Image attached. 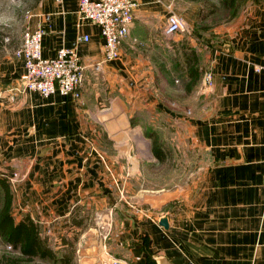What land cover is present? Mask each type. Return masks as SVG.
Instances as JSON below:
<instances>
[{
	"label": "crops",
	"instance_id": "crops-1",
	"mask_svg": "<svg viewBox=\"0 0 264 264\" xmlns=\"http://www.w3.org/2000/svg\"><path fill=\"white\" fill-rule=\"evenodd\" d=\"M137 1L118 56L101 62L98 27L77 21L78 0H28L30 29L48 16L40 55L73 47L85 68L76 100L27 91L9 103L22 60L0 57V174L12 216L36 221L53 248L74 235L79 264H264V70H253L264 63V0H240L198 35V2ZM166 5L184 23L173 36L202 41L189 43L197 84L162 102L151 87H166L161 70L175 52ZM203 71L211 84L200 91ZM150 125L174 155L169 168H189L182 177L161 171Z\"/></svg>",
	"mask_w": 264,
	"mask_h": 264
},
{
	"label": "built area",
	"instance_id": "built-area-1",
	"mask_svg": "<svg viewBox=\"0 0 264 264\" xmlns=\"http://www.w3.org/2000/svg\"><path fill=\"white\" fill-rule=\"evenodd\" d=\"M137 0H78L75 15L77 21L90 22L98 27L102 38V61L113 60L118 56L119 46L127 35L132 21L133 11L137 8ZM164 27V35L171 37L182 32L184 23L169 5ZM27 17L30 12H24ZM48 16H43V23L30 29L25 23L21 30L18 46L13 55L22 60L23 73L16 86L7 89L6 101L12 102L16 94L22 92H36L41 96H48L58 92L72 100L79 97V89L83 80L85 65L73 47H59L54 56L43 58L40 55V40L46 29ZM6 41V38L3 39ZM87 41V36H77L76 40ZM101 62L93 64L98 69ZM258 72L264 70V63L253 66ZM199 90H205L211 84V73L203 71L200 77ZM102 159V157L100 156ZM9 248V246H7ZM108 264H123L121 260L112 258Z\"/></svg>",
	"mask_w": 264,
	"mask_h": 264
},
{
	"label": "trees",
	"instance_id": "trees-1",
	"mask_svg": "<svg viewBox=\"0 0 264 264\" xmlns=\"http://www.w3.org/2000/svg\"><path fill=\"white\" fill-rule=\"evenodd\" d=\"M239 5V0H218L217 6H212L209 14L225 15L223 19L231 18L235 15V7ZM199 9L198 22L195 27V32L198 30L210 29L220 20H216L210 24H199L205 16ZM5 32L0 27V53L5 46ZM186 39V38H184ZM204 41H207L203 39ZM175 45V53L171 57V69L161 70L164 74L178 73L181 81L180 88L184 94H188L199 80V71L197 68L198 59L194 48L188 46L186 42ZM145 135L150 140V149L153 157L158 162H166L169 158V152L160 141L154 131L147 128ZM12 194L8 180L0 174V241L5 246H9L7 252L0 253V264H32L41 262L47 264H73V250L76 237L62 240L64 246L53 248L46 235L43 234L40 226L36 221L31 219L27 214L22 215L18 220L12 216L11 212ZM80 224L79 220L73 221Z\"/></svg>",
	"mask_w": 264,
	"mask_h": 264
},
{
	"label": "rangeland",
	"instance_id": "rangeland-1",
	"mask_svg": "<svg viewBox=\"0 0 264 264\" xmlns=\"http://www.w3.org/2000/svg\"><path fill=\"white\" fill-rule=\"evenodd\" d=\"M195 2H198L201 5L202 8V15L206 16L204 17V19H202L203 21H201L199 24H210V23H214L216 20H223V17L225 15V12L223 11V15L220 16L216 13V14H209L210 9H212V6H217L218 5V0H194ZM28 0H0V27L2 29V31L5 32V36L4 38H6V41H4L5 46L3 47V50L0 53V57L4 54H9L11 55V52L18 46L19 41H20V34H21V30L24 27V16H25V11L27 8V3ZM240 2V0H239ZM217 24V23H216ZM182 34V33H181ZM180 34L173 36L172 38L168 39L169 44H176L178 45V43H183L186 42V44L188 46L190 42H196L197 44L200 43L202 41V39H198V38H192V39H184V35L182 34L180 37H178ZM176 52V51H175ZM174 52V53H175ZM167 56V54H166ZM171 57H173V55L170 53L168 58H169V62H170V69H171ZM162 77L164 78V80L166 81V87H151V90L159 97H161L162 102H165L166 99L171 98L174 94H175V89L181 86V81L179 80V75L178 73H173L170 74V71L168 72V74H164V72L162 73ZM199 86V85H198ZM170 90V92L168 93L167 91ZM197 90H199V87H197ZM182 95V94H181ZM178 93L177 97H183V95L181 96ZM172 105V104H171ZM150 110V109H149ZM140 114H148L145 111H140ZM160 114H163L162 112ZM164 117H160V121L159 124L161 126H163L166 130H168V122L163 119ZM152 126H148L149 129L153 130L151 128ZM165 130V132H166ZM165 142H167V135H165ZM160 141L164 144V141H162L160 139ZM166 147V146H165ZM167 149V148H166ZM183 152L180 156V160L182 162L183 160ZM174 158V155L172 154L171 157V153H169V158L168 160L165 162V165L162 166L163 168H161L162 172H166V174H170V175H179L178 177H182L183 174H185V172L187 171V169H189L188 167H184L183 163H181V165H178L175 167L174 172L171 170V167L169 168V160ZM179 159V158H178ZM74 235H71L70 237H68V240L71 239ZM9 250V248H7V246H5L4 244H2V242L0 241V253L2 251L7 252ZM78 255V251L75 248L74 245V250H73V264H79L77 262V256ZM32 264H47V263H41V262H34Z\"/></svg>",
	"mask_w": 264,
	"mask_h": 264
},
{
	"label": "water",
	"instance_id": "water-1",
	"mask_svg": "<svg viewBox=\"0 0 264 264\" xmlns=\"http://www.w3.org/2000/svg\"><path fill=\"white\" fill-rule=\"evenodd\" d=\"M159 225L166 227V220L164 218L159 220Z\"/></svg>",
	"mask_w": 264,
	"mask_h": 264
}]
</instances>
